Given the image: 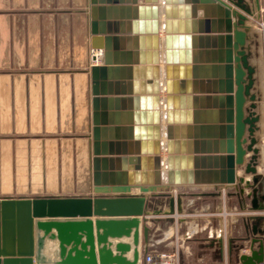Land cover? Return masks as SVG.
Instances as JSON below:
<instances>
[{
  "label": "crops",
  "instance_id": "obj_1",
  "mask_svg": "<svg viewBox=\"0 0 264 264\" xmlns=\"http://www.w3.org/2000/svg\"><path fill=\"white\" fill-rule=\"evenodd\" d=\"M94 1L95 5L92 0H0V198L92 195L94 128H98V143L106 144L107 155L100 157L112 159L108 163L112 169L107 171L130 177L153 174L151 151L158 126L160 170L165 172L166 5L163 0ZM169 1L168 7L178 9L171 20L182 28L181 33L169 35L181 34L183 40L178 44H184L178 49L184 61L173 66L178 68V74L189 71L191 82L196 80V95L219 96L212 91H218L219 80L224 79V71L219 68L223 40L199 38L221 34L211 32L212 24L211 31L205 33V15L215 20L217 11L199 2L191 15L190 0ZM246 2L253 7L252 1ZM92 6L96 8L94 14ZM154 8L158 15L155 28ZM259 13L257 17L255 10L256 18L248 17L245 22V51L254 68L251 92L256 96L255 112L259 117L255 136L262 141L264 30L259 23H264V0ZM92 22L98 30L103 27L105 34L116 38L110 43L107 70L97 73L96 83L90 68L103 65L105 34H92ZM191 26L194 31L185 32ZM188 35L196 36L194 44L186 40ZM93 46L101 48L95 50ZM94 56L99 58L94 61ZM176 82H180L179 76ZM94 85L99 99L96 103ZM189 110L193 119L190 129L186 122L175 123V132L183 128L192 137L184 136L182 140H205L210 144L204 147L214 151V143L219 146L223 133L220 101L198 100L197 107ZM181 111L188 109H178ZM206 155L212 158L200 161L197 169L184 168L183 173L187 178L190 173L192 182L168 190L174 196L180 194L182 212L148 217L149 235L142 255L177 251L178 264H242L239 255L249 254L250 241L257 238L263 243L264 256V208L252 207L253 188L243 185L244 193L237 196L234 185L217 182L220 161L213 157L219 154ZM248 156L249 153L245 158ZM136 158L143 160L140 168L129 161ZM256 170L260 178L252 186L259 188L258 205L264 206V173L259 164ZM236 174L241 175L242 168H237ZM161 184H166L163 177ZM136 191L132 188V192ZM230 201L234 206L227 209ZM155 206L168 208L166 203ZM258 245L257 241L253 248L258 249Z\"/></svg>",
  "mask_w": 264,
  "mask_h": 264
},
{
  "label": "water",
  "instance_id": "obj_2",
  "mask_svg": "<svg viewBox=\"0 0 264 264\" xmlns=\"http://www.w3.org/2000/svg\"><path fill=\"white\" fill-rule=\"evenodd\" d=\"M145 1L155 2L156 0ZM163 1L166 5L163 9L165 19L163 27L166 33L164 60L167 64L165 118L168 123L167 140L164 145L167 152L165 172L160 170L161 142L158 140V126L155 135L157 140L151 151L154 154L153 174H137L130 177L107 171L108 168L112 169L110 165L108 166L112 159L100 157V155H107L104 149L106 144L98 143L96 135L98 128H94L92 195L0 198V264H140L141 255L146 251L148 241L149 227L146 225V222L150 221L148 217L159 214L169 215L175 211L182 212L180 194L174 196L168 190L171 186L192 182L190 173L189 178L186 173H183L184 168L197 169L200 161L212 158L206 155L212 152L219 154L213 157L214 160L220 161L221 175L217 182L234 185L237 188V196L244 193L243 185L252 187V207L264 208L258 205L256 187L252 186L260 178L256 170L259 148L257 147L258 139L255 136L258 130L256 122L259 117L255 112L256 96L251 92L254 86L252 76L254 68L249 64L248 54L245 51V29H247L245 22L248 17L256 18L255 10L258 12L257 17L260 16L261 0H250L253 7H250L246 0H190L191 15L195 14L196 4L199 2L205 5V8L212 7L217 11L215 20H209L205 15V33L211 31L212 24L211 32L217 31L221 34L217 37L208 35L199 37L205 40L210 38L223 40V60L219 68L224 71V79L219 80L218 91H212L220 95L212 97L196 95L198 93L196 80L191 82L189 71L186 74H178V68L173 66L176 62L184 61L178 50L184 44H178L183 40L181 34L170 36L169 33H181L182 28L175 27L176 22L171 20L178 13V9L168 7L169 0ZM91 4L95 5V1L92 0ZM95 10L96 8L92 6V14ZM186 13L188 14V11ZM152 14L155 28L158 24L155 8ZM192 31H194L192 26L185 28V32ZM91 33L105 34L104 28L101 27L98 30L94 22H92ZM185 38L194 44L196 36L188 35ZM103 40V65L90 68L94 83H96L97 73L103 74L107 70L106 65L110 63V43L116 38L106 33ZM93 48L101 47L93 46ZM188 53L189 49H187ZM186 61L189 62L188 55ZM178 76L180 82L177 84ZM184 78H188L189 81L186 82ZM212 83L216 84L214 81ZM96 91L94 85V103L99 100ZM206 92L210 93V91ZM210 99L219 100L222 109L220 129L223 133L219 146L216 142L214 143V151L204 147L205 144H210L205 140L201 142L196 138L193 141L182 140L184 136L188 139L192 136L185 134L183 128L181 132H175L178 129L173 126L175 123L186 122L189 130V123L193 120L189 109H195L198 100ZM247 101H249L248 104H246ZM184 107L188 111L179 113L178 109ZM196 113L195 110L193 115L196 116ZM247 153L249 156L245 158ZM111 154V152L108 153V155ZM129 161L136 162V168H140L143 160L136 158ZM237 168H242L241 175L236 174ZM248 174L252 175L251 178L245 179L244 176ZM162 177L166 184H161ZM132 188H137L138 191L132 192ZM158 203H166L168 208L154 207V204ZM252 218L259 219L258 216ZM257 241L258 249H254L253 244ZM250 244V253L239 255V261L242 264H258L264 258L262 241L252 238Z\"/></svg>",
  "mask_w": 264,
  "mask_h": 264
},
{
  "label": "built area",
  "instance_id": "obj_3",
  "mask_svg": "<svg viewBox=\"0 0 264 264\" xmlns=\"http://www.w3.org/2000/svg\"><path fill=\"white\" fill-rule=\"evenodd\" d=\"M260 27L264 28L263 22H260ZM140 264H178V254L177 251L146 252L142 255ZM258 264H264V260Z\"/></svg>",
  "mask_w": 264,
  "mask_h": 264
},
{
  "label": "rangeland",
  "instance_id": "obj_4",
  "mask_svg": "<svg viewBox=\"0 0 264 264\" xmlns=\"http://www.w3.org/2000/svg\"><path fill=\"white\" fill-rule=\"evenodd\" d=\"M259 26H260V23H259ZM261 28V27H260ZM261 29H263L264 30V28H261ZM263 133V134H262ZM261 135H262V138H264L263 136H264V132H263V130H262V132H261ZM257 145H258V147L260 148V150H259V152H260V154H259V156L257 157V164H259V166H260V170L262 171V173H264L263 171V168H264V139L262 140V141H258L257 142ZM248 175H251V174H248ZM234 206V201H230L227 205H226V207H227V209H231L232 207Z\"/></svg>",
  "mask_w": 264,
  "mask_h": 264
},
{
  "label": "bare ground",
  "instance_id": "obj_5",
  "mask_svg": "<svg viewBox=\"0 0 264 264\" xmlns=\"http://www.w3.org/2000/svg\"><path fill=\"white\" fill-rule=\"evenodd\" d=\"M175 27H177V26H175ZM93 49L98 50V49H96V48H93ZM99 49H100V48H99ZM91 52H92V51H91ZM103 53H104V52H102V55H103ZM97 58H99V57H98V56H94V59H93V60L95 61ZM99 60H100V59H99ZM94 61H93V62H94ZM260 64H261V62H260ZM260 64H259V65H260ZM261 104H262V103H261ZM263 105H264V104H263ZM261 107H262V105H261ZM261 109H262V108H261ZM263 109H264V108H263ZM261 123H262L261 126H262V128H263V127H264V122H261ZM260 129H261V128H260ZM262 134H263V133H262ZM263 137H264V136H263Z\"/></svg>",
  "mask_w": 264,
  "mask_h": 264
},
{
  "label": "flooded vegetation",
  "instance_id": "obj_6",
  "mask_svg": "<svg viewBox=\"0 0 264 264\" xmlns=\"http://www.w3.org/2000/svg\"><path fill=\"white\" fill-rule=\"evenodd\" d=\"M259 190V188H256V192Z\"/></svg>",
  "mask_w": 264,
  "mask_h": 264
}]
</instances>
